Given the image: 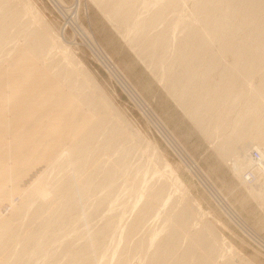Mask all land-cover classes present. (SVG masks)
<instances>
[{
    "label": "bare ground",
    "instance_id": "obj_1",
    "mask_svg": "<svg viewBox=\"0 0 264 264\" xmlns=\"http://www.w3.org/2000/svg\"><path fill=\"white\" fill-rule=\"evenodd\" d=\"M59 1L61 2V0ZM77 1L79 3L81 0ZM95 1L108 14L109 20L111 18L112 21L120 24L125 29L122 28L124 33L127 32L125 35H128L133 42H137L138 48L136 49H139L137 55L140 53L145 61L151 62V66L153 64L155 67H163L160 80H164V84L167 85L170 92L168 93L172 94L176 98V102L178 101L177 103L186 109L200 129L208 137L222 134L224 135H221L223 140L227 136V139L223 140L222 145L219 146L220 152L227 158L230 157L229 155H232V158L235 157L233 158L235 162L231 161L234 163L235 173L243 174L253 165L252 167H255L254 175L256 170L261 171L260 180L264 182V73L261 74L259 71L263 69L261 67L264 61V0ZM6 2L8 0H0V11L3 12V15H0V48L13 36L12 28L19 27L22 23L21 9L13 6V3L7 5ZM143 8L150 11V13L147 12L148 18L145 17L148 15L146 12L144 16L139 11ZM170 14H173L171 19L168 18ZM160 23L163 24L160 27L164 26L161 28L163 30H160L158 26ZM179 26L182 29L178 28ZM156 28L160 31L156 32ZM177 28L183 34L180 33L182 36L174 46L173 42L178 37L175 34ZM122 30L120 31L122 32ZM50 33L51 30L48 32L47 27H44L42 31L32 30L27 46L23 45L21 50L15 55L13 54L14 59H11L12 62L9 66L7 65L9 70L4 69L7 72L1 73L0 76V151L7 149L6 145L8 142H13L15 136H18V139L16 138L18 141L19 139L23 140L17 150L7 149L9 150L6 152L9 159L0 162V264H28L26 261L28 252L34 251L35 257L38 258L43 252L45 244L54 238V241L58 239L63 242L61 250L65 253H61L67 256V259L64 258L66 260L59 264H99L97 254L108 243L107 237L115 224L112 218L115 217H108L106 213L108 219L105 217L107 220L104 219L106 221L102 226L94 229L90 226V231L93 229L94 234L90 233L89 235L87 231L82 232L88 240L85 239V242L81 243L82 246L78 248L73 246V240L67 236L68 226L71 224L70 222H82L85 227L87 218H97L96 215L101 211V207L113 199L114 192L117 191L116 187L118 188L119 185L116 184V177L120 175L119 172L129 169L128 159L130 157L128 158V156L131 148L134 147V143H131L132 147L129 144L131 140L129 143L126 142L128 140L124 135L128 130L121 127L123 125H119L120 127L113 125L111 128L108 125L110 117L105 115L108 107L104 113L105 105L98 103L99 100H92L89 95H80L86 90L85 87L88 84L78 86L79 79L74 81V74L81 75L78 67L62 75L57 73L56 77L53 76L57 82L60 81L61 85H58L62 88L61 93H58L60 91L58 90L54 94V88H52V93L50 91V94L47 92L45 94L44 87L46 85H43V82L47 81V77L45 76L46 79L42 82V79L45 78L42 76L43 73L40 80L36 79L34 73L40 72L43 65L47 63L45 60L48 61L54 56L55 52L52 51V47L57 45L61 39L60 37L53 38L55 34L52 33L54 35L51 36ZM125 35H123L124 38L127 37ZM128 37L126 39H129ZM131 44L133 46V43ZM5 46L4 48H6ZM135 47L137 46L135 45ZM50 63L52 62L50 61ZM52 66L49 70H52ZM44 68L46 69V67ZM53 70L56 71L55 68ZM60 71L58 70V72ZM63 71L65 70L63 69ZM81 73L84 75L85 71ZM80 79H85V77ZM85 81L87 82V77L83 83ZM46 83L52 84L51 79ZM20 92L23 93L19 97ZM42 92L44 93L41 94ZM71 92L74 93L67 100L66 96ZM106 101H103L104 104H107ZM21 108L22 110L27 109V111L22 112L23 115L18 118V111ZM38 120L39 123H37ZM122 138L123 140L125 138V141L121 140L118 143ZM243 141L258 145L254 148H258L260 151H257L258 158L254 156V152L249 156L246 152L248 150L242 147L241 142L243 143ZM244 143L246 144V142ZM247 149L249 148L247 147ZM41 163H44V167L37 170L29 180L27 179V182L21 184L24 178ZM56 167L64 172L63 175L60 178L56 177L52 182V187L50 184V188L44 190L45 176L52 173ZM129 171L127 170V172ZM77 173L78 175L81 173L78 181H76ZM102 184H107L108 190L111 188L110 192L99 194ZM176 187H178L177 184ZM150 189L142 191L144 194L146 193L147 198L146 201L144 200V206L139 210V217L137 216L138 218L128 230V235H132L136 229H139L144 220L163 202V191L151 187ZM171 189L173 190L174 186ZM122 190L119 189V192ZM251 191L252 197L257 200L260 198L262 200L260 202L264 203V189ZM93 195L99 197L92 202L93 206L88 208L89 211H86V207L84 208V212H89V216L84 219L78 212V207L82 206L80 201H89ZM59 198L61 202H59ZM187 203L186 205H189V201ZM192 206H194L193 202ZM191 207L186 206L185 208L184 206L172 218L169 217V220H172L169 221L170 223L168 222V227H165L166 230L168 229L166 235H162L165 231L164 228L160 233L158 232V235L156 234L159 236V240L153 252L148 260H146L147 256L138 255L144 261L141 262L142 259H137L139 263L209 264L214 260L213 258L219 251L216 247L217 239L214 241L215 239L207 236L210 231L207 232V230H212V224L206 227L202 225L203 228H195V231H190V223L193 217L198 214L196 213L197 209ZM193 209H196V215ZM25 212L26 214L23 216ZM153 215H156V212ZM27 216L29 217L25 221ZM90 220L88 222L93 221ZM196 223H198L197 220ZM88 224L90 225V223ZM63 228L68 230H62ZM185 237L187 244L184 240L183 243L186 246L184 248L182 246L183 250L181 245L183 238L186 239ZM156 238L151 239L153 243L156 242ZM179 248L183 251L178 250ZM53 249L55 250V248ZM117 249H114L113 254H121L120 257L116 255L118 259H121L122 254L129 253L126 249L125 253L121 251L118 254L116 253ZM178 251H181L179 256L171 261L177 256ZM222 252H220L221 255L226 254L225 251L222 250ZM129 254L128 256H130ZM59 256L62 257L63 254ZM233 257L241 262V257L239 259ZM98 258L100 259V257ZM130 258L132 259L133 256ZM118 259L115 261L116 264L119 262ZM48 260L50 261L51 258ZM126 260L129 258L126 259L124 256L119 263L125 264L128 262ZM231 262L225 260L223 264H231ZM236 262L238 263V261ZM241 264H247V262L245 263L244 260V263L242 261Z\"/></svg>",
    "mask_w": 264,
    "mask_h": 264
},
{
    "label": "rangeland",
    "instance_id": "obj_2",
    "mask_svg": "<svg viewBox=\"0 0 264 264\" xmlns=\"http://www.w3.org/2000/svg\"><path fill=\"white\" fill-rule=\"evenodd\" d=\"M22 1L23 0H8V2H6L7 5H12L13 3V6L21 9L20 11L23 14L22 23L20 24V26H14L12 28V35L14 36V38L11 35L12 37L7 41H10L9 44H7L6 42V46L3 45L0 48V64H4L0 65V71H2L0 72V76L1 73L4 74L9 70L8 66L14 59L13 57H15V53H17L26 44H28V42L30 41L31 31L34 29H36L37 31H42L44 27H47L48 32L51 30V36L55 34L53 38L55 37L56 39V37H60L61 39L58 38L60 42L58 41V44H55L52 47V51L55 52H53V59L50 58L48 60L49 62L45 60V62H47V66L46 64H44L42 69H40V72L36 71L34 73L36 79L38 78V80H40V76L42 73L43 77H47V79L46 77L42 79V82L45 79L47 81L51 79L52 84L46 83L47 81L43 82V85H46L44 87L45 94L52 93V88H54V94L58 90H60L58 91V93H61L62 88L61 86H59L61 85L60 81L57 82V79L54 78L56 77L57 73L62 75L65 72L73 71L74 69H76V67H78L81 72L83 71V73L85 71L84 75L81 72V75L78 74L77 76L73 73L74 81L79 79L77 81L78 86L88 84L85 87L86 90H84L83 93H80V95H89L92 100H99L98 103H102L103 105H105V108L103 110L104 113L106 108L108 107L109 109H107L105 115L110 117L108 118V125L110 126V128L113 125H123L121 127H123L126 131H129H127L124 135V137H127L126 139L128 140L126 142L129 143L131 140V142L129 143L130 146L132 147L134 145V147L131 148L128 156V158L130 157V159H128L129 169L127 170L130 171L127 172V170H125L124 172H119L118 174L120 175L117 174L119 176L116 177V184H119L118 188L116 187L117 191L115 190L116 193L114 192L113 199H111L108 204H105L103 205V207H101V211L97 214L98 216L96 215L97 218L88 217V220L91 219L93 221L88 222L87 220L85 223L87 226H85L86 228L84 227V224L82 222H70L71 224L68 226L69 230L66 228L62 229L68 230L67 236L70 240H73V246L77 248L81 247V243L85 239L88 240L86 236L82 234V232L84 233L85 231H87V234L89 235L90 233L94 234L93 229L95 227L102 226L108 219V217L114 216L115 218H112V220L115 224L110 230L111 232H109V235L107 237L108 243L106 244V247L102 248L101 252H98L97 254V256L100 257V259L97 257L99 264H116L115 261L118 259L117 256L120 257L121 255L113 254L114 249L116 248H118L116 250V253L118 254L121 251L122 253H125L124 251L128 249L130 253L128 254L130 256H128V254H122L121 257V259L124 258V256L126 259L129 258L130 261L126 260V262L128 261L129 263L127 262L125 264H145L141 263L144 261L143 258L139 256L141 254V256L143 257L147 256V259H145L148 260L154 250V247L157 244V241L159 240V236H157L158 232L160 233L161 229L164 228L165 231L162 235H166L168 231V229L166 230V228L168 227L167 225H169V223L171 222L170 220H172H169V217L172 218L177 212L182 210L184 206L185 208L186 206L191 207V203L193 202L194 206H192L191 208H196V213L198 214L196 215V209H193V212L197 218L195 216L193 217V220L190 223V231H195L196 229L203 228V226L206 227L212 224V230H207V232L210 230L208 232L209 234L207 233V236L212 238L213 240L215 239L214 241H216L217 239L216 247H218L219 250L217 252L218 255L216 254V257L213 258L214 260H212L209 264H223L225 260L227 262H231V258L233 260L231 264H236V261H238L237 264H241L242 261L244 263V260L245 263L247 262V264H264V203L260 202L262 201L260 198H258L257 200V198L252 197L253 195L251 194V190L259 191L260 188L262 190L264 189V182L260 180L262 174L260 173L261 171L259 172L258 170H256V173L254 175L253 170H255V167H252L253 165H251L250 169L248 168L247 170H245V173L243 172V174H240L241 176L235 173L236 171H234L233 168V162H235L233 158L235 157L232 158V155H229L230 157L227 158L220 152L219 146L222 145L221 143H223V140L227 139V136L226 139L223 138V140L221 137L222 134L208 137L200 129L197 123L191 118V116H189L186 109L180 103L178 104V101L176 102V98L172 94H169L170 92L168 91L167 85L164 84V80H160L163 67H160V69L159 66L155 67L153 64L151 66V62L149 61V63L147 60L146 62L144 57L141 56L140 53L138 54L140 56L139 57L137 55L139 49H136L138 48L137 42H133V40H131L128 35H125L127 34V32L124 33L123 30L125 29L120 24L112 21L111 18L109 20L108 14L104 12L105 10L103 8L101 9V6L97 1L81 0L79 1V3L77 0H61V2L59 0H28L29 2L27 0H24L27 3ZM139 11L144 16L147 12L150 13L148 9L144 8L142 10L139 9ZM0 15H3V12L0 11ZM144 16L143 18H148L149 14L145 17ZM168 18H173V14H170V17ZM161 24L162 23H160V25L158 26L160 27ZM161 28H164V26L160 27V30H163ZM178 28L182 29L181 26H179ZM119 29L122 30V32ZM180 29L178 30L179 34L177 30L175 31V34L178 37L177 39H175L176 41L173 42L174 46L177 44L178 39L182 36L181 34H183ZM155 30L156 32L160 31L159 29L157 30V28ZM123 35L127 36L129 39H126L127 37L124 38ZM128 40L133 43V46ZM135 45L137 47H135ZM4 46L7 49L4 48ZM174 46H172V49H174ZM142 57L144 62L141 59ZM56 60L59 62H57ZM50 61L52 63H50ZM53 62H55L56 65ZM50 64L51 66L53 64L52 70H49V68L51 67L49 66ZM54 66H56L57 68ZM59 66L60 69H58ZM44 67H46V69ZM54 68L56 69V71L53 70ZM261 68L264 69V61ZM4 69L7 71H5ZM63 69L65 71H63ZM263 69L259 70L261 71V74L264 73ZM58 70L61 71L58 72ZM84 77L85 79H80ZM86 77L87 82L85 81L86 83H83V81L86 80ZM47 85L51 86L49 87ZM57 85L59 86L58 88ZM44 92H42L41 94H43ZM21 93L23 92H20L19 97L20 95H22ZM72 93L74 92H71V94L69 93V95L66 96L67 100L70 99V97L73 95ZM103 101H106L108 105L104 104ZM23 110L21 108L18 111L17 117H21L23 113L27 111V109L24 111ZM37 123H39V120ZM216 136L220 137L218 138ZM17 137L18 136H15V140L13 139V142H8V145H6L7 149L10 150L12 148L14 150H17L18 147L21 146L20 142H22L23 140L19 139L18 141ZM125 138L124 140L123 138L119 139L118 143H120L121 140L125 141ZM244 142H246L247 145ZM247 142L248 141H243V143L241 142V144H243L242 147L244 149L248 150L246 152L249 154V156L250 154H253V152L259 151L258 148H256L257 150L254 149L255 147H258V145L256 146V144L254 145L252 142ZM131 143L134 144L131 145ZM251 145L252 147H254L252 148ZM246 146L249 149H247ZM250 148H252V151L250 150ZM7 149H3L0 151V156H2L0 157V162L7 161L9 159V156L6 153L7 151H9ZM233 156H236V154H233ZM232 160L234 161L231 162ZM42 167H44V163L36 166V168L33 169L30 174L24 178V180L22 181L23 183L21 182V184L27 182V179L29 180L30 177L33 176V174L37 170H40ZM68 168L70 169V167ZM50 173L48 174V176H45V180L43 182L45 183L44 190L49 189L50 184L52 187V182L54 181V179L56 177L60 178L64 172L57 169L56 167L55 169H53L52 173ZM236 174L239 176H237ZM80 177L81 173L76 177V181H78ZM128 181H130L129 183H131L132 185H130L129 183L127 184ZM243 183L247 185L245 186ZM176 184L178 187H181L177 189L178 187H176ZM145 186L149 188V190H151L150 187L152 189L154 188L155 190H162L164 193V199L162 200L163 202H161L163 204L160 202V206H157L154 212L144 220L141 227L139 229H136L132 235H128V230L134 224L136 218L139 217V210L145 204L147 198L146 193H143L144 189L147 190ZM173 186L175 190L171 189L173 188ZM100 188L101 192H99V194H106L107 192H110L109 190H111V188H109L108 190L107 184H102ZM119 189L123 190L119 192ZM98 197L99 196L93 195V198L91 197L89 201L82 200L84 202V206L83 202L80 201V203H82V206H80V208L78 207V212H80L79 214L82 215V218L85 219L87 216H89V212H84V210L86 209V211H89V207L93 206L92 202L95 200V198ZM58 200H60L59 202H61L60 198ZM188 201L189 205H186L188 204ZM159 207L161 209H157ZM104 209H107L108 211ZM157 210L159 213L157 212ZM155 212L156 215H158L157 217L156 215H153L155 214ZM25 214L26 212L23 214V216ZM28 217L29 216H27V218L24 220L26 221ZM196 220L198 223H196ZM19 221L21 222V219ZM166 222L169 223L167 224ZM88 223H90V225ZM90 226L93 227L92 231H90ZM81 227L84 229H82ZM114 231L117 233H115ZM80 232L81 234H79ZM59 233L60 230L58 231V234ZM79 235L80 238H78ZM154 237L157 238L156 242L153 243L151 239H153ZM54 239L48 241L45 244L43 252L40 254L41 257L38 256V258H36L34 255V251L28 252L26 260L28 261V264H59L61 262H64L67 259V256L64 254L65 252L61 250L63 248V242H60V240L58 239L54 241ZM183 241L187 244V238H183L181 248L182 246L183 248L186 246V244L184 245ZM151 243L154 245H152ZM149 244H151L150 247ZM53 248H55V250ZM181 248H179L178 250H181ZM222 250L225 251V255H221V253H223ZM181 251H178L176 253L177 256L172 258L171 261L176 259ZM100 253L102 254V257ZM60 254H63V256H59ZM220 255L221 257H224L221 258ZM132 256L133 260L130 258ZM233 256L238 257V259L241 257V262L237 259L235 260ZM49 258H51L50 261L48 260ZM121 259L119 258L118 261L120 262ZM137 259H142V261L139 263ZM119 262L117 264H120Z\"/></svg>",
    "mask_w": 264,
    "mask_h": 264
},
{
    "label": "built area",
    "instance_id": "obj_3",
    "mask_svg": "<svg viewBox=\"0 0 264 264\" xmlns=\"http://www.w3.org/2000/svg\"><path fill=\"white\" fill-rule=\"evenodd\" d=\"M254 156H256L257 158L259 157V153L257 151L254 152Z\"/></svg>",
    "mask_w": 264,
    "mask_h": 264
}]
</instances>
